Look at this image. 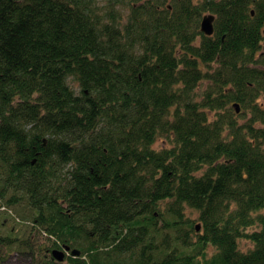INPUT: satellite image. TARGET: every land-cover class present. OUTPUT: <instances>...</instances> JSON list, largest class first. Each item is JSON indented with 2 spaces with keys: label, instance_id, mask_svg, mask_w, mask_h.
<instances>
[{
  "label": "trees",
  "instance_id": "1",
  "mask_svg": "<svg viewBox=\"0 0 264 264\" xmlns=\"http://www.w3.org/2000/svg\"><path fill=\"white\" fill-rule=\"evenodd\" d=\"M122 2L0 0V198L72 264H264V0Z\"/></svg>",
  "mask_w": 264,
  "mask_h": 264
},
{
  "label": "rangeland",
  "instance_id": "2",
  "mask_svg": "<svg viewBox=\"0 0 264 264\" xmlns=\"http://www.w3.org/2000/svg\"><path fill=\"white\" fill-rule=\"evenodd\" d=\"M122 3L118 4L117 7L122 11L124 15V20H126L127 15L130 11V3H138L144 0H120ZM198 1V0H196ZM101 4H105L108 0H99ZM210 14L206 13L205 15ZM70 83L79 90L78 84L70 79ZM240 122H244L245 119H239ZM170 146L169 142L163 138L156 141L154 147L156 149H161L163 147ZM16 207H9L5 204V200L0 198V229L4 235L12 233V236L18 237V244H21V249L16 246H3L0 248L1 255L6 259L4 260L7 264H46L44 262V256L47 255V261L49 264H72L69 259L59 262L57 260L51 261V251L57 248L53 245V240L48 238L44 233H40L38 230H32V220L23 221L22 212L17 211ZM188 214L197 219L198 212L187 208ZM4 222V225L1 224ZM197 225L200 222L196 221ZM252 230V229H251ZM23 243V245H22ZM34 247L35 254L32 257H26L24 251H27ZM240 249L244 252L249 251L254 247V244L248 239L239 240ZM32 253V252H30ZM3 261V262H4Z\"/></svg>",
  "mask_w": 264,
  "mask_h": 264
},
{
  "label": "water",
  "instance_id": "3",
  "mask_svg": "<svg viewBox=\"0 0 264 264\" xmlns=\"http://www.w3.org/2000/svg\"><path fill=\"white\" fill-rule=\"evenodd\" d=\"M253 14H254V10H253ZM215 15L213 14H207L204 15L202 22H201V30L206 34V35H213L215 33ZM236 109L237 113L241 112V104L239 102L234 103L233 105ZM198 230L201 229V226L198 225ZM70 252V253H68ZM53 257L61 262V261H65L66 256L68 254L74 256V257H79L82 254V250L79 248H72L70 245H64L63 248H54L51 251ZM0 264H7L5 262H0Z\"/></svg>",
  "mask_w": 264,
  "mask_h": 264
},
{
  "label": "flooded vegetation",
  "instance_id": "4",
  "mask_svg": "<svg viewBox=\"0 0 264 264\" xmlns=\"http://www.w3.org/2000/svg\"><path fill=\"white\" fill-rule=\"evenodd\" d=\"M64 246V245H63ZM63 246H62V248H63ZM68 253H70V252H68ZM51 255H52V253H51ZM68 257H69V254L67 255V257H66V259H68ZM47 258H49V257H47V255H45L44 256V262L46 263V261H47ZM65 259V260H66ZM51 261H53V260H56L54 257H53V255L51 256V259H50Z\"/></svg>",
  "mask_w": 264,
  "mask_h": 264
},
{
  "label": "bare ground",
  "instance_id": "5",
  "mask_svg": "<svg viewBox=\"0 0 264 264\" xmlns=\"http://www.w3.org/2000/svg\"><path fill=\"white\" fill-rule=\"evenodd\" d=\"M70 255V254H69ZM67 257V256H66ZM74 257V256H73ZM62 262V261H61Z\"/></svg>",
  "mask_w": 264,
  "mask_h": 264
}]
</instances>
